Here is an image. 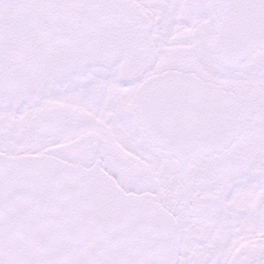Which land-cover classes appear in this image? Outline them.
<instances>
[{
  "label": "snow or ice",
  "instance_id": "obj_1",
  "mask_svg": "<svg viewBox=\"0 0 264 264\" xmlns=\"http://www.w3.org/2000/svg\"><path fill=\"white\" fill-rule=\"evenodd\" d=\"M0 264H264V0H0Z\"/></svg>",
  "mask_w": 264,
  "mask_h": 264
}]
</instances>
